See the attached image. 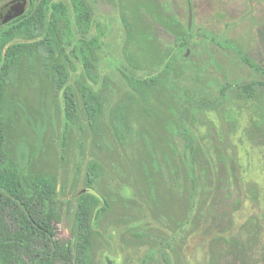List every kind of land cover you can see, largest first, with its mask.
I'll list each match as a JSON object with an SVG mask.
<instances>
[{
	"label": "rangeland",
	"instance_id": "374dc122",
	"mask_svg": "<svg viewBox=\"0 0 264 264\" xmlns=\"http://www.w3.org/2000/svg\"><path fill=\"white\" fill-rule=\"evenodd\" d=\"M55 1L68 7L70 24L60 28L69 80L59 92L43 61L33 70L23 62L8 84L7 125L20 173L56 180L55 245L76 242L80 198L93 193L92 264H264V0H87L88 35L71 0ZM29 11L28 0L3 1L0 29ZM94 38L97 84L77 55ZM127 74L158 84L136 92ZM85 83L105 102L95 127L79 92ZM67 87L77 96L74 123ZM118 104L128 108L124 141L113 127ZM93 166L101 175L91 189Z\"/></svg>",
	"mask_w": 264,
	"mask_h": 264
},
{
	"label": "trees",
	"instance_id": "16d2710c",
	"mask_svg": "<svg viewBox=\"0 0 264 264\" xmlns=\"http://www.w3.org/2000/svg\"><path fill=\"white\" fill-rule=\"evenodd\" d=\"M5 0H0V5ZM8 1V0H6ZM30 11L0 29V264H92L94 249L92 220L100 205L93 193L80 198L76 219L77 239L70 245H55L56 225L61 221L54 178L42 174L22 175L15 160L8 153V122L13 119L14 104L8 96V84L16 78L23 62L30 69L37 60L45 64L46 74L52 77L61 92L69 80V72L61 58L65 56L61 22L69 26L68 7L55 0H28ZM75 21L83 35L91 32L93 12L87 0H71ZM128 39H134V27L128 16L122 17ZM16 40H21L15 43ZM98 39H84L78 48L86 77L97 84L99 73ZM77 53V49L73 51ZM129 65L139 70L136 53L127 56ZM129 86L136 92L143 87H154L156 78L137 79L126 75ZM249 86L245 87L248 91ZM87 117L92 127L100 124L105 102L85 83L79 89ZM66 118L74 123L78 117L77 96L72 87L64 92ZM113 127L117 137L124 141L129 130L128 108L118 104L112 111ZM87 187L101 175L93 166L88 172Z\"/></svg>",
	"mask_w": 264,
	"mask_h": 264
}]
</instances>
